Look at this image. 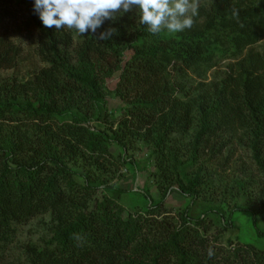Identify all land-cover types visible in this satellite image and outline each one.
<instances>
[{
	"label": "trees",
	"instance_id": "1",
	"mask_svg": "<svg viewBox=\"0 0 264 264\" xmlns=\"http://www.w3.org/2000/svg\"><path fill=\"white\" fill-rule=\"evenodd\" d=\"M14 1L24 9L22 26L36 39L41 65L26 78L5 75L22 48L0 32V264H264V184L250 193L238 182L256 199L245 206L191 213L209 190L208 162L230 144L248 148L264 177V51L255 48L264 39V0H199L190 29L156 35L134 12L105 20L95 34L46 28L34 0H0V8L9 11ZM109 27L116 34L98 41ZM224 61L212 81L190 80V69L207 73ZM116 72L110 89L106 81ZM108 93L128 101L118 121ZM4 122L13 129H3ZM141 140L151 147L160 199L136 189L148 204L132 213L101 185L113 194L126 190L90 171L114 174L113 166L130 157H117L109 145L125 150ZM174 192L191 198L178 216L165 205ZM242 210L250 212L258 240L220 243L218 234L233 228ZM48 214V233L11 260L19 226Z\"/></svg>",
	"mask_w": 264,
	"mask_h": 264
},
{
	"label": "rangeland",
	"instance_id": "2",
	"mask_svg": "<svg viewBox=\"0 0 264 264\" xmlns=\"http://www.w3.org/2000/svg\"><path fill=\"white\" fill-rule=\"evenodd\" d=\"M13 6L9 8V11H5L0 8V15L2 20L0 21V32L8 33V35L21 46L22 54L20 61L16 68L4 70L5 75L7 74H17L22 78L28 77L33 73V70L41 65L36 53H35V37L30 36L22 26V21L25 15L24 9L22 6L17 5L14 1L12 2ZM255 48L259 51H264V39L261 40L258 44L255 45ZM227 62L221 63L217 68L209 70L207 73L202 71H197L196 69L189 70V78L194 84L199 81L210 82L213 80L214 76H218L222 73ZM119 72H116L115 75L109 78L106 81V85L110 89H114L116 80L118 79ZM109 103L108 106L115 111L117 115V121L120 120L124 105L128 104V101L125 99L118 98L117 100L113 98V93H108ZM112 123H115L116 127L117 122L112 120ZM101 122H92L91 124L94 127H102ZM12 123H3V129L11 130L13 129ZM103 128V127H102ZM151 147L146 145L144 141H139L135 144V147L122 150L118 145L111 144L109 145V150L118 157L120 153H123L124 156L129 155L130 159L127 164H120V167L115 169V173L104 174L103 171L95 168L91 174L96 177L97 181L109 182L110 185L114 187L124 188L126 191L121 195L114 193L112 191L106 190L103 186L102 189L107 193L108 196L115 198L122 207H124L129 212L140 211V207H144L148 204V199L143 191H138L136 189L143 188L150 191L151 196L155 200L160 199V193L152 182L153 177L151 173L155 170L154 168V158L151 157ZM230 155L227 161V166H220L223 163V159L226 155ZM112 160L113 158L110 157ZM221 158V159H220ZM220 158L212 159L208 162V171L206 175L211 177L210 186L207 193L202 194L193 206L191 213L192 216L196 217L199 215L202 210L208 206L210 207H234L235 205H244L251 198L250 195L243 190H239L238 182H245L246 187L248 186V191L254 192L260 190V187L264 184V177L258 170L255 168L251 156L250 150L244 145L233 144L224 150ZM138 166H135V163ZM84 164V162H82ZM72 167L79 171L80 173H90L87 171L81 164H73ZM113 171V170H112ZM116 174V176H115ZM150 175V176H149ZM113 177V178H112ZM111 178V180L109 179ZM77 179L82 182L83 178L77 177ZM177 187V186H175ZM191 198L183 196L178 192L172 193V195L165 202L166 207L168 208L171 215L178 216L180 211L185 210L186 206L190 204ZM137 214V213H135ZM51 216L40 215L37 218L29 221L28 223L22 224L19 226L18 236L13 243L9 257L11 260L14 259V255L21 253L24 249L25 243L28 242H40L42 237L46 235L50 229L51 225ZM233 228L228 230H222L218 234V240L222 244H228L230 238L234 240H249L257 241L258 236L255 229L251 225V214L246 211H239L235 215ZM259 225L264 229V220L259 218ZM217 235V233H216Z\"/></svg>",
	"mask_w": 264,
	"mask_h": 264
},
{
	"label": "clouds",
	"instance_id": "3",
	"mask_svg": "<svg viewBox=\"0 0 264 264\" xmlns=\"http://www.w3.org/2000/svg\"><path fill=\"white\" fill-rule=\"evenodd\" d=\"M199 0H34L33 11L46 28L69 29L84 35L97 32L105 20L117 19L118 13L134 12L140 24L159 34L190 29L198 14ZM117 29L109 27L95 38L107 41ZM209 256L213 255L210 248Z\"/></svg>",
	"mask_w": 264,
	"mask_h": 264
}]
</instances>
